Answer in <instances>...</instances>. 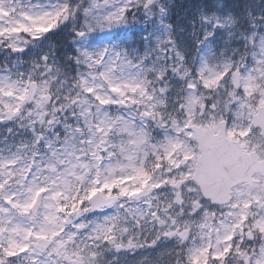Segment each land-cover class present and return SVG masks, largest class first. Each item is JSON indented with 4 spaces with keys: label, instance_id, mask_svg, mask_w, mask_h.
I'll return each mask as SVG.
<instances>
[{
    "label": "snow or ice",
    "instance_id": "6c2138e0",
    "mask_svg": "<svg viewBox=\"0 0 264 264\" xmlns=\"http://www.w3.org/2000/svg\"><path fill=\"white\" fill-rule=\"evenodd\" d=\"M0 264H264V0H0Z\"/></svg>",
    "mask_w": 264,
    "mask_h": 264
},
{
    "label": "flooded vegetation",
    "instance_id": "af4514ba",
    "mask_svg": "<svg viewBox=\"0 0 264 264\" xmlns=\"http://www.w3.org/2000/svg\"><path fill=\"white\" fill-rule=\"evenodd\" d=\"M130 260H131V258H130Z\"/></svg>",
    "mask_w": 264,
    "mask_h": 264
},
{
    "label": "trees",
    "instance_id": "16d2710c",
    "mask_svg": "<svg viewBox=\"0 0 264 264\" xmlns=\"http://www.w3.org/2000/svg\"><path fill=\"white\" fill-rule=\"evenodd\" d=\"M178 2H179V0H178Z\"/></svg>",
    "mask_w": 264,
    "mask_h": 264
}]
</instances>
